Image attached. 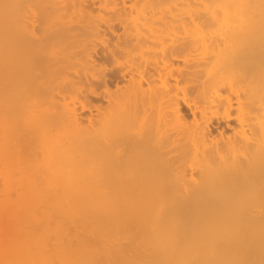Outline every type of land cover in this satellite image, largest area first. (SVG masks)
<instances>
[{
    "label": "bare ground",
    "instance_id": "1",
    "mask_svg": "<svg viewBox=\"0 0 264 264\" xmlns=\"http://www.w3.org/2000/svg\"><path fill=\"white\" fill-rule=\"evenodd\" d=\"M0 264H264V0H0Z\"/></svg>",
    "mask_w": 264,
    "mask_h": 264
},
{
    "label": "rangeland",
    "instance_id": "2",
    "mask_svg": "<svg viewBox=\"0 0 264 264\" xmlns=\"http://www.w3.org/2000/svg\"><path fill=\"white\" fill-rule=\"evenodd\" d=\"M110 79H108V84H109V82H110V84L111 85H109L110 87H111V89H115V83H116V81H115V79L114 78H111V77H109ZM112 79H114V80H112ZM28 133V135H29V132H27Z\"/></svg>",
    "mask_w": 264,
    "mask_h": 264
}]
</instances>
